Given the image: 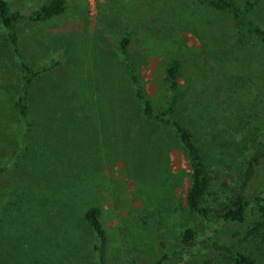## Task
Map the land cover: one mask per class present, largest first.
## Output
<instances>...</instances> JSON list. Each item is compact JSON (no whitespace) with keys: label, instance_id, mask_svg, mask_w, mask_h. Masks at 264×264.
I'll return each instance as SVG.
<instances>
[{"label":"rangeland","instance_id":"rangeland-1","mask_svg":"<svg viewBox=\"0 0 264 264\" xmlns=\"http://www.w3.org/2000/svg\"><path fill=\"white\" fill-rule=\"evenodd\" d=\"M7 1L27 15L49 0ZM252 1L248 18L264 28V0ZM15 34L17 53L0 25V264H99L88 207L107 231L108 264H152L160 242L171 264H232L182 250L186 229L264 264V220L233 238L216 216L264 192V51L238 41L230 16L201 0H65L60 16ZM18 57L35 74L27 85ZM171 61L174 117L205 149L210 223L184 203L190 169L173 129L143 111L171 102Z\"/></svg>","mask_w":264,"mask_h":264},{"label":"trees","instance_id":"trees-1","mask_svg":"<svg viewBox=\"0 0 264 264\" xmlns=\"http://www.w3.org/2000/svg\"><path fill=\"white\" fill-rule=\"evenodd\" d=\"M201 1L208 8L232 18L236 34L239 37L238 41L243 44L251 42L264 51V28L248 18V13L253 5L252 0L245 1L242 7H238L233 0ZM64 9L65 0H49L37 10L23 15L19 11L13 9V4L11 2L0 0V25L6 33L8 42L12 46V50H14L13 52L17 53L15 47L17 40L15 28L20 22L46 21L60 16L64 12ZM127 46L128 39L126 37L121 38L119 41V50L122 58L126 62L128 61L126 54ZM18 63L22 83L27 85L35 74L30 70L22 58L20 59L18 57ZM176 73L177 62L171 61L165 70V83L170 92L171 102L162 108L156 109L153 103L145 101L143 102V111L147 117L157 119L162 124L173 129L190 169V182L186 190L184 203L190 211L196 213L204 222L210 223L211 219L204 200L206 190L209 186L206 167L203 161L205 149L198 146L199 141L195 138L194 131L183 125L174 117L175 107L173 96L176 90ZM236 82L239 83L240 86L243 83L240 78L236 80ZM136 96L141 98V92L139 90H136ZM21 100L22 99L19 98L16 104L20 115H23L24 106ZM253 161L255 163L257 162L255 159H253ZM2 171L3 168L0 167V172ZM254 205L256 208H253ZM216 216L219 217L224 224L229 226L230 229H227L225 232L229 233L233 238H238L243 235L247 232V229L253 232L258 229L264 220V192H262V196H257L252 203L241 196H236L229 201V204L222 207L219 214ZM83 218L94 234L96 242L93 245V251L98 257L99 264H108L109 238L100 220L98 210L95 207H88L83 214ZM249 218L251 221H249ZM245 224H248L250 229L245 227ZM241 228H244V231L241 230ZM217 234L218 233L208 234L201 241L197 242V231L186 229L181 235V248L186 252H190L195 247H202L201 249L207 251V256H226L232 264H255L247 255L240 251H236L227 242L221 240ZM159 251L160 255L152 260V264H171L168 262L169 255L166 251V246L162 242L159 244ZM203 263H206V261Z\"/></svg>","mask_w":264,"mask_h":264}]
</instances>
